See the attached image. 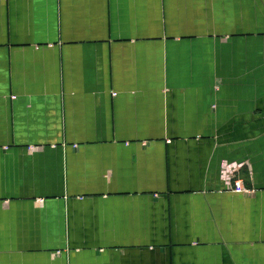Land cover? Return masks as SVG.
<instances>
[{
    "label": "crops",
    "instance_id": "obj_1",
    "mask_svg": "<svg viewBox=\"0 0 264 264\" xmlns=\"http://www.w3.org/2000/svg\"><path fill=\"white\" fill-rule=\"evenodd\" d=\"M0 264H264V0H0Z\"/></svg>",
    "mask_w": 264,
    "mask_h": 264
},
{
    "label": "rangeland",
    "instance_id": "obj_2",
    "mask_svg": "<svg viewBox=\"0 0 264 264\" xmlns=\"http://www.w3.org/2000/svg\"><path fill=\"white\" fill-rule=\"evenodd\" d=\"M243 182H244V180H242V178H236L235 177L234 180L229 179L228 186H233L234 188L241 187V186H244Z\"/></svg>",
    "mask_w": 264,
    "mask_h": 264
}]
</instances>
